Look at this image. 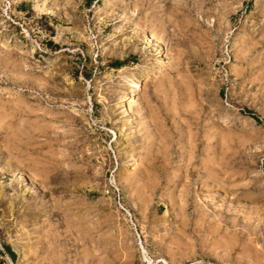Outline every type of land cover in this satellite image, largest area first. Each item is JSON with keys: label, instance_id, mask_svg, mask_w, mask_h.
Listing matches in <instances>:
<instances>
[{"label": "rangeland", "instance_id": "rangeland-1", "mask_svg": "<svg viewBox=\"0 0 264 264\" xmlns=\"http://www.w3.org/2000/svg\"><path fill=\"white\" fill-rule=\"evenodd\" d=\"M0 264H264V0H0Z\"/></svg>", "mask_w": 264, "mask_h": 264}, {"label": "trees", "instance_id": "trees-1", "mask_svg": "<svg viewBox=\"0 0 264 264\" xmlns=\"http://www.w3.org/2000/svg\"><path fill=\"white\" fill-rule=\"evenodd\" d=\"M116 63L119 64L120 62L117 61ZM5 249H6L7 253L9 254V256H10L11 258H13V257L15 256L14 252L10 249L9 246H5Z\"/></svg>", "mask_w": 264, "mask_h": 264}, {"label": "bare ground", "instance_id": "bare-ground-1", "mask_svg": "<svg viewBox=\"0 0 264 264\" xmlns=\"http://www.w3.org/2000/svg\"><path fill=\"white\" fill-rule=\"evenodd\" d=\"M131 105V103H129Z\"/></svg>", "mask_w": 264, "mask_h": 264}]
</instances>
